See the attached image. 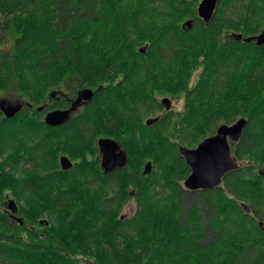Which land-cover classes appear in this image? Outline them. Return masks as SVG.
<instances>
[{
	"label": "trees",
	"instance_id": "1",
	"mask_svg": "<svg viewBox=\"0 0 264 264\" xmlns=\"http://www.w3.org/2000/svg\"><path fill=\"white\" fill-rule=\"evenodd\" d=\"M198 1L0 0V96L22 103L12 119L0 111V264H264V44L244 41L264 30V0H220L208 25ZM84 89L94 96L76 117L43 123ZM159 97L181 110L146 126ZM240 118L239 170L185 191L178 148ZM99 138L117 141L125 169L103 173Z\"/></svg>",
	"mask_w": 264,
	"mask_h": 264
},
{
	"label": "water",
	"instance_id": "2",
	"mask_svg": "<svg viewBox=\"0 0 264 264\" xmlns=\"http://www.w3.org/2000/svg\"><path fill=\"white\" fill-rule=\"evenodd\" d=\"M220 0H200L196 7V17L204 24L208 25L214 16L217 4ZM191 29L192 22L190 20L182 24V28ZM233 37L237 40L242 39V35L234 34ZM245 42H255L257 46L264 44V30L253 37L244 39ZM93 98V91L82 90L77 94L76 99L72 102L71 107L67 110H53L46 114L44 123L47 126H58L69 120V117L75 110L90 101ZM165 110L171 107V101L163 98L161 101ZM21 109L18 103H9L0 100V111L5 118L11 119ZM158 118L146 120V125L149 126L155 123ZM246 126V120L240 118L232 125H220L215 133L203 141L195 148L180 147V157L184 159L186 166L189 169V175L183 182V189L188 192L217 190L223 182V179L239 169V164L231 153L230 142L237 143L241 140L243 130ZM97 147L100 154V166L104 173L113 172L114 170L124 169L127 166L126 153L123 151L114 140L109 138H100L97 140ZM62 170L70 169L73 164L65 156L59 159ZM151 171V163L148 162L143 170L144 175H148ZM258 174L264 178V170L259 169ZM241 208L245 214L250 213L247 205L241 204ZM8 209L12 212V217L22 224L20 218L15 217L17 206L11 199L8 201Z\"/></svg>",
	"mask_w": 264,
	"mask_h": 264
},
{
	"label": "rangeland",
	"instance_id": "3",
	"mask_svg": "<svg viewBox=\"0 0 264 264\" xmlns=\"http://www.w3.org/2000/svg\"><path fill=\"white\" fill-rule=\"evenodd\" d=\"M194 79H192V81H193ZM0 98L2 99V100H4V101H6V102H9V103H13V102H19V100H17V99H7V98H5V97H1L0 96ZM161 98L162 97H159V100H161ZM53 99H55V98H53ZM172 101V108H171V110H172V112H177V111H179V110H181V101H179V102H175V101H173V100H171ZM163 112L164 111H161V112H157L154 116H158V115H163ZM83 138H87V137H85V136H83ZM85 143V142H84ZM69 144L68 143H66L65 141H62V143H61V146H62V148L63 147H67ZM90 151L87 149V150H85V154H84V156H83V158L84 159H86L87 161H89V162H93V156L92 155H90V153H89ZM67 157L71 160V161H73V159L72 158H70L68 155H67ZM12 183H14V181L12 182ZM10 198V197H9ZM36 201L34 200V202L33 203H35ZM189 204V203H188ZM188 204H186L187 206H188ZM194 205H198L197 203H195ZM189 207V206H188ZM188 207H183V209L185 210V209H187ZM198 207V206H197ZM121 210H120V214L119 215H121L120 217H124V218H126V217H131L135 212H136V210H137V203L135 202V200L133 199V198H130V199H127V201H125V203H123L122 205H121ZM3 210H4V212L6 211V208H3ZM30 210H31V212L32 213H34V214H37V213H39L40 214V212H38V210L40 211L41 209L40 208H38V205L36 206V205H31V207H30ZM202 210V213H200V215H201V219H203V218H209L210 217V214H209V212L208 211H206L205 212V210H203V209H201ZM6 213V212H5ZM8 214V213H7ZM41 215H43L40 219H43L44 221H46V220H48V218H47V215L46 214H41ZM41 225V224H40ZM34 228L36 229V231H41L42 230V227L41 226H37V225H35L34 226ZM76 259H78V261H82V259L80 258V256H78ZM33 264H35V263H33ZM87 264H90V263H87Z\"/></svg>",
	"mask_w": 264,
	"mask_h": 264
},
{
	"label": "flooded vegetation",
	"instance_id": "4",
	"mask_svg": "<svg viewBox=\"0 0 264 264\" xmlns=\"http://www.w3.org/2000/svg\"><path fill=\"white\" fill-rule=\"evenodd\" d=\"M79 92V91H78ZM78 92L76 93V95H75V97L73 98V99H69L68 101V103L66 104V105H64L63 106V108H61V110H67V109H69L70 107H71V104H72V102L76 99V97H77V94H78ZM63 99V98H62ZM67 101V100H66ZM87 104V102L86 103H83V105H81L80 107H78L77 109H76V111L73 113V114H71V116L69 117V119L70 118H74V117H76L77 115H78V113L80 112V110L85 106ZM49 112V111H48ZM48 112H46V114L48 113ZM45 114V115H46ZM45 115L43 116V120H44V117H45ZM47 126V125H46ZM114 140V139H113ZM115 141V140H114ZM116 143H117V141H115ZM119 145V144H118ZM121 147V146H120ZM122 148V147H121ZM126 158H127V154H126ZM69 159V158H68ZM100 159H101V157H100ZM99 159V160H100ZM127 163H128V159H127ZM127 167V166H126ZM125 167V168H126ZM145 167V166H144ZM144 167H143V169H142V174H143V170H144ZM124 168V169H125ZM71 169V168H70ZM121 170H123V169H121ZM104 173V172H103ZM104 174H107V173H104ZM144 175V174H143Z\"/></svg>",
	"mask_w": 264,
	"mask_h": 264
},
{
	"label": "bare ground",
	"instance_id": "5",
	"mask_svg": "<svg viewBox=\"0 0 264 264\" xmlns=\"http://www.w3.org/2000/svg\"><path fill=\"white\" fill-rule=\"evenodd\" d=\"M122 149V148H121ZM123 150V149H122ZM124 151V150H123Z\"/></svg>",
	"mask_w": 264,
	"mask_h": 264
}]
</instances>
